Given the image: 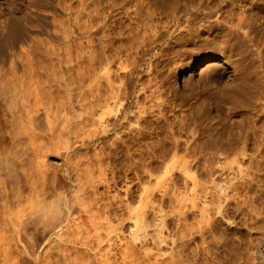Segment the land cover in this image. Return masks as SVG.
<instances>
[{
  "label": "rangeland",
  "instance_id": "obj_1",
  "mask_svg": "<svg viewBox=\"0 0 264 264\" xmlns=\"http://www.w3.org/2000/svg\"><path fill=\"white\" fill-rule=\"evenodd\" d=\"M0 1V10L4 11L9 8L10 4L7 0H5L7 2ZM33 1L35 7L28 11L29 14L26 10L22 11V9L12 10L13 15L18 17L17 30L11 33L0 30V264H68L70 258H80L87 261L89 259L92 264H95L94 258H98L99 255L94 253L95 250L89 249L81 243L65 242L55 233L49 235L47 232V229L48 231L50 229L49 215L54 210V214L56 212L60 214L66 212L73 202L76 203L75 208H78L77 204L81 198L85 200L87 205H94V209L103 207L101 211L104 212L105 210L101 217L95 216L96 219L91 217L93 222L90 217L85 216L86 214L83 216L90 221L92 227L93 225L99 226L98 230L91 228V235L92 238L97 236L99 239L100 237V241H102L100 246L104 248L99 253L102 254V258L108 256L111 264H131L134 259L137 260H134V264H264V228H262L264 227V98L259 99L258 104L254 105L255 107L252 106L253 102L251 104L246 102V104V100L241 99V97L240 102L242 103L240 104H243L242 106L237 104L239 107L236 108L234 106L237 105L227 104L233 106L231 119L237 123L236 128L239 124V128H242L241 130L235 128V132L237 131L240 134L245 129L249 130V141L238 144L241 149H245V154L216 156L213 153V145L209 136H207L209 133L206 131V127L203 126L199 134L192 131L182 134V138L188 136L195 139L194 142L192 140L193 143L190 147L192 156L186 157L190 165L188 168L179 167L184 159L179 161L176 158L175 161V158L169 155L162 156L161 159L159 158L161 156L156 155L154 159L151 158L152 160L138 156L130 158L125 155L124 157L120 155V159L106 158L105 160H99L97 157L87 154L83 147L80 148L85 117L82 106L84 77H82L83 74L81 76V67L83 63H81L82 58L78 54L82 52L81 44L83 43L81 42H83V39L80 40L79 38L83 30L81 27L83 20L77 11L81 8L82 0ZM178 1V4L188 6L187 11L192 14L196 11L207 10V8L213 12L223 13L225 11L224 13L227 14L230 11L239 12L241 8L238 0H225V2L222 0H207V2L206 0ZM121 2L119 4H123V0ZM129 2L130 0H124L125 4H123L124 6L121 5L123 8H120L119 12L133 10L132 0L130 4ZM168 2V4H173L175 0H168ZM149 6L154 7L151 3H149ZM124 12L119 14L116 11L110 14L103 12L99 17L103 22L101 27L103 31L100 28L97 34L91 33V37L95 38L94 43L108 42L107 51L103 52L102 50L101 55L99 54L97 64L101 65H97L96 68L97 74H99L97 76L102 79L100 80L103 89L108 87L106 85L108 83L105 81H108L109 78H116V74L122 72L119 64L121 59L114 62L111 57L108 59V55L113 54L117 46L118 49L119 47H128H126L128 42L123 41L122 43L127 34L123 32L126 30L123 24H126L125 20L127 19ZM0 15H3V12L0 11ZM251 19L254 18L251 17ZM25 20L26 22H24ZM252 20H250L251 23H259L264 18ZM79 23L81 25H78ZM79 26L82 30L77 29ZM258 33L255 40L257 50L254 46V51H260L261 53L264 51V30ZM75 42L76 44H74ZM124 43L125 47H123ZM31 44L32 47H30ZM121 44L122 46H120ZM126 50L131 52L130 49ZM121 58H124V60L122 59L123 62L120 61L123 63V67L124 63L126 65L130 64L127 61L132 59L131 57V59ZM262 61L264 59L257 62L258 64L261 62L262 65L259 68L257 67L258 71L252 74L251 81L255 87L253 92H255L254 89H257L256 93H258L260 89L259 92L261 91L260 93L264 94V62ZM146 62L142 71L143 80H146L151 73V70L146 71L144 69ZM160 65L157 66L160 68H156L158 72L169 69L166 65L165 68L164 64H162L163 66ZM152 75L153 73H151ZM48 76H52L53 79ZM34 77L38 82L32 79ZM32 80L36 82L40 95L42 88L43 91L46 89L47 92H42L41 97L39 95V105L36 104V107L31 109L27 107L32 103L30 99L33 97L25 90V85ZM227 81V78H223L217 82L218 87L221 89L224 84L228 83ZM198 86L197 89H194L193 86L185 87L187 88L185 89L182 84H179V93L177 96L175 95V99H178L179 102L184 98L190 101L192 99L189 97L193 93V95L196 94L195 96L199 98L200 102L203 101L202 103L211 99L208 102L211 103L213 111L217 108L222 114L226 105L220 109L221 106L218 107L216 103L213 104V100H215L214 91L216 90ZM195 90L196 93H194ZM143 91L144 89L140 93ZM237 98L239 100V97ZM175 99L170 100L175 101ZM173 101L167 102V110L164 111L165 113L168 111V116L164 120L165 122L168 120L167 124L161 118V128L163 130L159 128L157 131L152 132L151 134L154 135H151L150 140L149 138L147 140L149 144L150 141L151 144L155 142L156 147H159L162 143L168 141L171 132L180 130L177 123L175 128H172L174 123L178 121V117L183 115L180 112V115L178 114V109L181 111L180 106H175L178 102ZM170 103L171 105L174 103V105L169 106ZM200 106L202 105L200 104ZM105 107L103 108L105 109ZM170 107L176 109L177 113L174 114L173 110L172 113H169L171 112ZM101 114V109H98L96 113L88 116L90 118L88 121L94 122L93 125L100 129H102L101 126L107 123L106 118L110 115L107 112L105 116L104 114L101 116ZM169 115H173L175 118L173 116L171 118ZM152 117L154 118V115ZM222 117H225L224 114H222ZM228 120L226 117L227 122ZM89 126L93 129L91 124ZM132 126L135 125L132 124ZM253 131L256 132L254 137H252ZM125 132H122V134ZM101 144L105 145L104 147L109 146V143L108 146L107 143ZM251 149L256 152L255 155H247V150L251 151ZM172 164H175V167H171ZM77 195L79 196L77 197ZM107 201H109V204ZM106 207L108 212L105 209ZM139 207H143L145 214L136 221L140 226L145 223L146 227L144 226L145 228L143 227V231H141L144 234L134 240L131 233H129L128 226L135 223V217L129 218V212L131 210L135 211ZM110 212L113 214L111 215ZM123 218L125 221L122 225L120 221ZM43 222L49 224V228ZM125 222L126 224H124ZM107 225L112 226V231L108 230L110 228ZM96 226L93 228H96ZM95 231L96 233H94ZM105 231L108 232L105 233ZM106 234L108 235L106 236ZM82 236L85 237L86 235L83 233ZM105 236L109 240H106ZM68 237L70 239L72 236L68 235ZM76 238H79V236ZM37 240L40 241V244H37ZM129 244H134V249H136L132 254L134 258L131 256L126 257L125 254L122 255L124 247ZM63 246L69 252L67 250L65 251L67 253H64L62 251ZM74 249L75 251H73ZM37 252H41L39 256ZM68 255L71 257L69 258Z\"/></svg>",
  "mask_w": 264,
  "mask_h": 264
},
{
  "label": "bare ground",
  "instance_id": "obj_2",
  "mask_svg": "<svg viewBox=\"0 0 264 264\" xmlns=\"http://www.w3.org/2000/svg\"><path fill=\"white\" fill-rule=\"evenodd\" d=\"M3 1L4 2L8 1L10 5L8 4L9 5L8 9L6 8V10H4V11L0 10L1 12H3V15H0V17H1L0 18V30H4V31L11 33L12 31L17 30L18 25H19L18 21H17L18 17L13 15L12 10H14V9L15 10L16 9L21 10L22 9V11L26 10L28 12V11H31L33 9V7H35V5L33 6V4H34L33 0H7V1L3 0ZM116 1H111V0L110 1H108V0H89V1H86V0H82L81 1V8L79 11H77V12H79L78 15L81 16V18L83 20V25L81 26L83 28V30L81 29L80 26L77 29L78 30L81 29L83 31V32L81 31V36L79 38L80 40H81V38L83 39V42H81V43H83V44H81L82 45V50H81L82 52L78 53V54H80L79 57L82 58V60H80L81 63L84 64V65L82 64V67H81L82 73L80 72L81 76L83 74L82 77H84L83 78L84 79V90L82 91V101H83L82 106H83L84 113H85V115H84L85 117H84V121H83L84 122V128L82 130V137H81V143H80L81 147L80 148L83 147V149L85 150V152L87 154H91V155L97 157L99 160H102V159L105 160L106 158H111V159L116 158L117 159V158H119L120 155H123V157L125 155L126 157H130V158L138 156L140 158L143 157L146 159H151V158L154 159V156H156V155L161 156V157H159L161 159L162 156L165 157V156L169 155L171 157H174L175 161L177 160L176 158H178L179 161L184 159L183 161H181V163L178 161L180 163V164L178 163L179 167L180 168H188V167H190V165L188 164L186 157L189 158V156H192L190 147H191V144L194 142L195 139H192L188 136L182 138V136H183L182 134L187 133L188 131H192L194 133L199 134V133H201L200 131H201L202 127L205 126L207 129L206 131H208V133H209L207 136H209L210 142L213 145V147H212L213 153L216 156H221V155H229L230 156V154L234 155V156H239L241 154H245L246 153L244 151L245 149H241V146H239L238 144H240V143L243 144V142L249 141L248 140L249 139V135H248L249 130L245 129V131L243 133H240V134L237 133V131L235 132L234 129L236 128L235 125L237 123H235V121L231 119V115H232L231 113L233 112L232 109H233L234 105H237V104L240 106L243 105V104H240V103H242V102H240V97H241V99L244 98L246 100V101L244 100L245 103L248 102V104H251V102H253L252 106H254V105L256 106L259 102V99L264 98V97H262V96H264V94L260 93L261 91L259 92L260 89L258 90V93H256L257 89H254L255 92H253V88H255V87L253 86L252 81H251L252 74H254L255 71H258L257 67L259 68V66L262 65L261 62L259 64L257 62L261 61V59H264V57H262V55H264V54H262V52H264V51H262L261 53L259 50H258L259 52L254 51L255 49L257 50V47L255 45L256 44L255 43L256 36L259 34L258 33L259 31L264 30V20H262L259 23H251V21H250V20H252L251 17L254 18L253 20H255V18H264V0H258V1L257 0H238L239 3L238 2L237 3L241 6L240 11L239 12H233V11L231 12L230 11L227 14L224 13L225 11L223 13L218 12V11L213 12V11L209 10L208 8H207V10H200L198 12L196 11V12H193L194 14H192L189 11H187L188 6L186 7L184 5L182 6V5L178 4L177 3L178 0L177 1L175 0V2L173 4L172 3L168 4L170 2V1L168 2V0H166V1L165 0H148V1L147 0H132V2H133L132 5L134 6V9L131 11H128V10L125 12L123 11L124 15L127 18L125 20L126 24H123V27L126 30L123 32H125L127 34H126L125 40H122V43H123V41L128 42L126 44V47L127 46L128 47L127 48L119 47V49H118V46H117V49H115V47H114V49L116 50L115 52L112 50L114 52L113 54L109 53L111 56L108 55V53H107V55L109 56L108 59H110V57H111V60H113L114 62L115 61L117 62L119 59H121V60H119V64H120L121 69L119 67H118V69L122 70V72H118L116 74V78H114V79L109 78L108 81H105L108 83V84H106V85H108V87L106 86L107 89H103V88H101V80L102 79L99 78V76H97L99 74H97L96 68H97V65H99L97 63H98V58L101 55L100 52L102 50H103V52L107 51L106 48H108V42L106 43L105 41H103L102 43H99V44L94 43L93 40L95 38L93 39V37H91L92 36L91 33L97 34V32L102 27L103 22L99 17L103 12H105L107 14H110L114 11H116V13H118V14L123 13L122 11L119 12V9L123 8V6H124L123 4H125L124 0H123V4H119V2L122 3L121 0H118L119 1L118 3ZM222 1L225 2V0H222ZM130 2H131V0H130ZM130 2H129V4H130ZM164 2H166V4H164ZM203 2H205V1H203ZM206 2H207V0H206ZM0 3H1V1H0ZM149 3H151V5L154 7L149 6ZM78 4H80V3L78 2ZM121 5H123V6H121ZM129 6H131V5H129ZM169 6H171V7H169ZM67 7H68V5H67ZM203 7H204V5H203ZM75 8H76V6H75ZM127 8H130V7H127ZM211 8H213V7H211ZM234 10H235V8H234ZM49 13H51V12H49ZM80 13H81V15H80ZM28 14H29V12H28ZM56 14H57V12H56ZM20 15H21V13H20ZM78 15H77V17H79ZM122 20H124V19H122ZM24 22H26V20ZM77 22H79V21H77ZM111 23H112V21H111ZM78 25H81V24L79 23ZM101 29L103 31V28H101ZM54 31H55V29H54ZM78 35H80V34H78ZM78 35H76V36H78ZM66 36H68V35H66ZM31 41H33V40H31ZM25 43H26V41H25ZM31 43H33V42H31ZM74 44H76V42ZM28 45H29V43H28ZM123 45H124L123 47H125V43ZM23 46H24V44H23ZM120 46H122V44ZM254 46H255V49H254ZM30 47H32V44ZM66 47H68V46H66ZM126 49H130L131 52L129 50H126ZM57 51H58V49H57ZM127 51H129V52L126 53ZM38 55H39V53H38ZM41 57H43V56L41 55ZM121 57H125V59L129 57L128 59H131V61H129L127 59L128 60L127 63L128 62L130 63V64H128L129 66L124 63V67H123L122 62H123L124 58H121ZM105 59H106V57H105ZM257 60H259V61H257ZM120 61H122V62H120ZM145 62H146V66L144 67V69H146V71L151 70V73H153V75L151 76V73H150V76L148 77V75H147L148 78H146V80H143L142 77H144V75L142 76V71H143V66H144ZM262 62H264V61H262ZM159 64H161V65L164 64V66L166 65L169 68V69H167L169 71H167L165 69L166 68V66H165L164 69L166 71H161V72L159 71L158 72L156 68H160V67H157V66H159ZM127 67H129V68H127ZM103 69H104V67H103ZM161 69H159V70H161ZM10 70H11V68H10ZM80 71H81V69H80ZM35 77L32 79H34L36 81L37 79H35ZM48 77L52 78V76H48ZM106 78H108V77H106ZM223 78H227L228 83L226 82L227 84H224L225 86L223 85L224 88L221 87V89H220L217 85V82L221 81ZM34 80L29 82L28 84L25 83V84H27V85H25V90L28 92V94H30L33 97V98L31 97L32 99H30V100H32V103H30L29 105L27 104L28 105L27 108H31V109L36 107L35 106L36 104L39 105L38 101H39L40 91H39L38 86ZM39 80L41 81V78ZM40 81H39V83H40ZM37 82H38V80H37ZM105 82H104V84H105ZM116 82H118V83H116ZM4 83H6V82H4ZM221 83H218V84H221ZM43 84H45V83H43ZM179 84H182V86L184 88L185 87L188 88L190 86L195 87V85H197V86L199 85V86H201L200 88H210V90H211V88H212V90L215 89L217 92L214 91L215 92L214 93L215 100H213V104L216 103V105L218 107L221 106V107H219L220 109L222 108V106L224 107V105H226L224 107L225 109H223L224 111L222 112V114H224L225 117H222V114H221L219 109L216 108V110L213 111L211 103L208 102L211 99L207 100L205 103H202L203 101L200 102V100H198L199 98L195 96L196 94L193 95V93H191L192 95L189 98L192 100H190V101H189V99H185V98H184L185 100L184 99L180 100V102L178 101V99L176 100L175 97L178 95L179 89H180ZM39 86L42 88L41 85H39ZM197 86L194 89H197ZM103 87L105 88V85ZM23 88H24V85H23ZM44 88H46V87H44ZM187 88H185V89H187ZM200 88H198V89H200ZM18 89H19V87H18ZM143 89H144V91L140 93V91ZM16 91H17V88H16ZM44 91L42 88L41 95H42V92L44 93ZM67 91H68V89H67ZM45 92H47V91H45ZM196 92L197 91L195 90L194 93H196ZM41 95H40V97H41ZM43 96H45V95H43ZM182 96H184V95H182ZM185 96H186V94H185ZM237 97H239V100ZM259 97H261V98H259ZM186 98H187V96H186ZM170 99H175V101H177L178 103H176L175 101L170 100ZM179 99H180V97H179ZM169 100L175 102L176 103L175 106H177V105L180 106V110L182 112L179 111V109H178L177 112L179 115H180V113H183V115H181V117H178V121H176L175 123L173 122L174 127H172L174 129L176 126L175 124L177 123L179 125L177 127H179L180 130L171 132L169 139H167L168 141L162 143L159 147H156V145L154 144L155 142L154 143L152 142L153 144H151V141H150V144H151L150 145L149 141H147V140L149 137H151V135H154L151 133L154 131H157V129L161 128L162 119L164 121L165 118H167V116H168L167 115L168 111L166 113L164 111L167 110L166 104H167V102H170ZM25 101H26V99H25ZM43 103H45V102H43ZM53 103H55V102H53ZM200 104L202 106H200ZM227 104H231L233 106L227 105ZM173 105H174V103H173ZM173 105H171V103H170L169 106H173ZM238 105L234 106V107L237 108V107H239ZM196 106L201 107V108H198ZM103 107H105V109ZM196 108H198V109H196ZM213 108H215V107H213ZM98 109H101V113L104 114V116H105L106 112L108 115L110 114L109 116H107V118L105 117L107 120V123H105V125H103L105 127L101 126L102 129L95 127L93 125L94 122L92 123L91 121H88V119L90 120V118H88V116L90 114L96 113ZM103 110H105V111H103ZM170 110H171V112H169V113H172V110H173L174 114L177 113L176 109H174V108L170 107ZM58 113H59V111H58ZM102 114H101V116H103ZM165 114H166V116H165ZM152 115H154V118L152 117ZM179 115H177V116H179ZM98 116L100 117V115H98ZM169 116H171V115H169ZM172 116H171V118H172ZM226 117L229 119L228 122L226 121ZM173 118H175V116H173ZM97 119L99 120V118H97ZM176 120H177V118H176ZM249 121H251V120H249ZM167 122H168V120L165 123L167 124ZM95 123L97 124L98 121ZM165 123H163V124H165ZM238 123H241V122H238ZM89 124H91L93 126V129L90 128L91 126H89ZM132 124H134L135 126H132ZM253 124H254V122H253ZM239 126H240V124L237 126L236 130L240 129ZM99 127H100V125H99ZM167 127H169V126L167 125ZM241 127H243V126H241ZM248 128H250V127L248 126ZM125 129L128 132L127 131L125 132ZM160 130H163V128H161ZM122 132H125V133L122 134ZM252 134H253L252 137H254L256 132L253 131ZM149 140H150V138H149ZM192 140H193V142H192ZM101 143H104V144L107 143V146L109 143V146L104 147L105 145L103 146ZM245 147H246V145H245ZM255 150H257V149H255ZM247 151H248L247 155L248 154L251 155L254 153L256 154V152L252 149H251V151L250 150H247ZM87 154H86V156H87ZM89 157H90V155H89ZM156 158H158V157H156ZM174 165L175 164H172L171 167H175ZM168 167H167V170H168ZM39 174H40V172H39ZM75 180H77V179H75ZM196 186H197V184H196ZM236 187H237V185H236ZM35 191H36V189H35ZM78 196L79 195H77V197ZM197 196H199V195H197ZM42 199H43V197H42ZM97 201H95V202H97ZM99 201H101V200H99ZM107 202L109 204V201H107ZM74 203L75 202L71 203L70 205L68 204L69 208L67 209V211L65 210L66 212H64L62 214L57 213V212L54 214V211H55L54 210L52 212V214L49 215L48 222L50 225L43 222L44 224L47 225V227H48V225L50 227L49 231L46 228L47 232L49 233V235L55 233L57 236L61 237L62 240H64L65 242H74V244L75 243H81V244L87 246L89 249L95 250L94 253L97 255L99 254L98 258L97 257L94 258V255H93V258L95 259V262H96L95 264H111L108 256L104 257L105 253L103 254L104 258H102L101 257L102 254L99 253L100 250H102V248H104V247L101 248V246H100V245H102L101 244L102 241H100V237L98 239V237L94 234L96 237L92 238V235H91V233H92L91 228L93 230H95L99 226L97 227L96 225H93V227L96 226V228H93L90 221H88L86 219V217H90V218L91 217L93 218L95 216L101 217V215L105 213V210H104V212L101 211L103 207L101 209L100 208L94 209V205H87L85 203V200H83L82 198H81L80 202L78 201L79 205L77 204V206H78V208L76 207L77 209L74 206V205H76V203L75 204ZM40 204H41V202H40ZM93 204H95V203L93 202ZM103 205H104V203H103ZM109 206H111V205H109ZM109 206H108V209H109ZM105 209H107V207ZM108 209H107V212H108ZM7 213H8V211H7ZM115 213H114V215H115ZM110 214H111V212H110ZM144 214H145V210H143V207L136 208L135 211L131 210L129 212V218L135 217L134 218L135 223L131 224L130 226L127 225L128 229H129V233H131L134 240L140 238L142 236V234H144L143 232L141 233V231H143L142 229L145 226V223L143 225L141 224V226H140L139 223L136 221L137 219H139V217L144 216ZM83 215H85L86 217H84ZM96 217H95V219H96ZM76 219L78 220L77 222H76ZM124 221H125L124 218L121 219L120 222L122 225H123ZM46 222H47V220H46ZM92 222H93V219H92ZM103 222H104V220H103ZM105 223H107V222H105ZM105 223H103V225ZM124 224H126V222ZM46 225H45V227H46ZM105 226H106V224H105ZM111 227L112 226H110L109 227L110 229H108V230L112 231ZM125 227H126V225H125ZM100 228H101V223H100ZM262 228H264V227H262ZM96 231L94 233H96ZM107 232L105 231V233H107ZM83 233L86 235L85 237L82 236ZM68 235H71L73 238L71 237L69 239ZM107 235L108 234H106V236ZM77 236H79L80 239L76 238ZM109 238H110V235H109ZM109 238L106 237V240L107 239L109 240ZM155 238H157V237H155ZM39 242L40 241H38L37 244ZM134 244L126 245V247H124L125 249L124 250L122 249L123 254L122 253L121 254L122 255L125 254L126 257H128V256L132 257L133 256L132 254H134V252H135L134 250H136V249H134ZM54 245H56V244L54 243ZM37 246H39V245H37ZM64 246L62 247V251L64 253H67L65 251H67L68 249L66 250L67 247L65 246L66 248H64ZM70 248H71V246H70ZM45 249H47V248H45ZM60 251H61V249H60ZM73 251H75V249ZM63 252H60V253H63ZM68 252H69V250H68ZM81 252H82V250H81ZM39 253H41V252H37L38 256H39ZM70 257L71 256H69V258ZM122 257H124V256H122ZM43 258H45V257H43ZM132 258H134V257H132ZM41 259H42V257H41ZM71 259L72 258H70L68 260L69 262L67 261L68 264L69 263L70 264H92L91 260H89V259H88V261L80 259V258L79 259H72V260ZM94 259H92V260H94ZM131 260H133V259H131ZM134 260H136V259H134ZM134 260L132 261V263L135 262Z\"/></svg>",
  "mask_w": 264,
  "mask_h": 264
}]
</instances>
